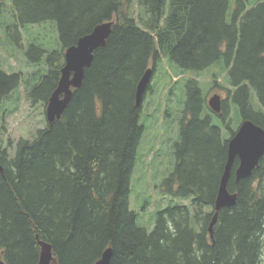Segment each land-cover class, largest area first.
I'll return each mask as SVG.
<instances>
[{
	"label": "trees",
	"instance_id": "obj_1",
	"mask_svg": "<svg viewBox=\"0 0 264 264\" xmlns=\"http://www.w3.org/2000/svg\"><path fill=\"white\" fill-rule=\"evenodd\" d=\"M228 10L229 0H0V27L13 28L15 42L24 25L54 23L55 38L49 35L60 48L48 50L36 37L25 52L48 67L30 92L33 101L46 102L56 87L66 47L96 24L113 22L61 116L20 137L12 153L0 141V259L37 264L45 240L56 264H94L107 247L109 264H261L262 162L235 182V159L227 187L236 201L220 209L212 237L208 231L233 115L264 128V0L236 9L239 22L227 19ZM162 57L186 71L221 63L230 88L218 118L198 82L188 80L174 168L163 181L187 203L159 210L148 231L129 204L144 131L135 89ZM20 79L0 65V112Z\"/></svg>",
	"mask_w": 264,
	"mask_h": 264
},
{
	"label": "rangeland",
	"instance_id": "obj_2",
	"mask_svg": "<svg viewBox=\"0 0 264 264\" xmlns=\"http://www.w3.org/2000/svg\"><path fill=\"white\" fill-rule=\"evenodd\" d=\"M243 1L249 8L259 0ZM237 3L238 0H229L228 20H231L232 11L237 8ZM4 14L7 21L13 22L8 8L4 9ZM49 23L52 22L45 21L20 27V42H15L10 35L14 33V29L8 28L7 23L3 22L0 27V65L7 72H19L21 75L20 85L3 99L1 105L0 141L3 146L8 145L9 153L13 152V144L20 137L29 138L38 128L47 124L46 102L33 101L30 92L40 81L41 76L46 73L48 67L45 59L31 63L26 58L25 52L36 37L40 38L38 42L48 50L60 48L58 37L56 36L54 40L56 35L54 23ZM49 34H53L54 38L52 39ZM149 66H153V62ZM213 74L219 85L225 88L213 87ZM192 78L199 82L206 97L212 91L226 96V88H230L227 67L225 68L221 63L198 71H186L177 66L174 67L165 57H162L157 62L155 74L150 80L153 90L147 91L142 100L141 121L145 129L137 149L138 160L131 176L129 204L137 214L138 224L148 231L153 229L159 210L171 205L187 203V199L177 198L166 191L167 185L163 183V179L174 167L172 142L177 138L178 133L176 118L184 105L188 79ZM240 121V117L234 114L231 128L235 130ZM261 264H264V247Z\"/></svg>",
	"mask_w": 264,
	"mask_h": 264
},
{
	"label": "water",
	"instance_id": "obj_3",
	"mask_svg": "<svg viewBox=\"0 0 264 264\" xmlns=\"http://www.w3.org/2000/svg\"><path fill=\"white\" fill-rule=\"evenodd\" d=\"M112 23L111 20H107L96 24L90 32L80 36L74 44L66 47L64 64L60 68V77L56 87L49 95L45 107V117L49 124L61 116L72 96L73 88L82 85L85 69L91 64L94 51L105 45L112 29ZM152 73L153 68L147 67L137 82L135 89V104L137 106L142 104L143 95ZM208 105L213 111L219 113L221 111L219 94H213L208 100ZM236 158L238 162L234 168L235 182L249 176L260 161L264 165V128L251 119L243 118L227 141L226 161L214 200V213L208 226L210 237L213 236V226L217 221L220 209L230 207L236 201V192H231L227 187ZM39 245L37 264H56L52 245L45 240H39ZM111 255V247L105 248L94 264H109ZM0 264L6 263L0 259Z\"/></svg>",
	"mask_w": 264,
	"mask_h": 264
},
{
	"label": "flooded vegetation",
	"instance_id": "obj_4",
	"mask_svg": "<svg viewBox=\"0 0 264 264\" xmlns=\"http://www.w3.org/2000/svg\"><path fill=\"white\" fill-rule=\"evenodd\" d=\"M260 1V0H259ZM258 1V2H259ZM255 5V4H254ZM253 5V6H254ZM253 6H251V7H253ZM251 7H249V8H251ZM249 8H247V6H246V4H245V2L243 1V0H238V3H237V8L236 9H241V11L242 10H246V9H249ZM236 9H234L233 11H232V15H231V20H235L236 22H239V17L236 15V16H233V12L236 10ZM157 65V64H156ZM155 71H156V68L153 70V73H152V76H151V78L153 77V75L155 74ZM214 75V74H213ZM213 75H212V82H213V87H215V86H223V85H219V83L217 82V79L215 78V80L213 79ZM193 79V78H192ZM188 80H190V79H188ZM194 80H196V79H194ZM197 81V80H196ZM198 82V81H197ZM198 84H199V82H198ZM212 87V88H213ZM224 87V86H223ZM201 88V87H200ZM225 88V87H224ZM153 89H152V87L150 86V82H149V84H148V86H147V89H146V91H145V93H144V96H145V94H146V92L147 91H152ZM201 91H202V89H201ZM226 91H227V89H226ZM215 93H217V94H219V96H220V103H221V113L219 112V113H214V112H211V110H210V107H209V105H208V100H209V98L213 95V94H215ZM202 95H203V98H204V103L206 104V106H207V109L209 110V112L210 113H212V115L213 116H215V117H218V118H220V116H221V114H222V104L223 103H225V100H228V91L226 92V96H222L221 95V93H219V92H214V91H212V93L209 95V96H205V94L203 93V91H202ZM143 96V97H144ZM141 112H142V108H141ZM178 117H180V116H177V118L176 119H178ZM176 123H177V126H178V122H177V120H176ZM143 127H144V129H145V126L143 125ZM144 132V131H143ZM178 139V133H177V138L172 142L173 143V148H174V142L176 141ZM172 148V150H173V159H174V162H175V155H174V149ZM174 168V167H173ZM173 170V169H172ZM169 175V174H168ZM167 175V176H168ZM166 176V177H167ZM165 178V177H164ZM164 180V179H163Z\"/></svg>",
	"mask_w": 264,
	"mask_h": 264
},
{
	"label": "bare ground",
	"instance_id": "obj_5",
	"mask_svg": "<svg viewBox=\"0 0 264 264\" xmlns=\"http://www.w3.org/2000/svg\"><path fill=\"white\" fill-rule=\"evenodd\" d=\"M138 160V159H137ZM137 162V161H136ZM136 164V163H135ZM134 168H135V166H134ZM134 171V170H133ZM133 174V173H132Z\"/></svg>",
	"mask_w": 264,
	"mask_h": 264
}]
</instances>
